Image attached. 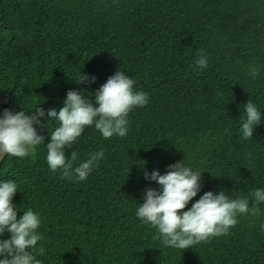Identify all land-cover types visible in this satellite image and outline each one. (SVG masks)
Instances as JSON below:
<instances>
[{"label":"trees","instance_id":"16d2710c","mask_svg":"<svg viewBox=\"0 0 264 264\" xmlns=\"http://www.w3.org/2000/svg\"><path fill=\"white\" fill-rule=\"evenodd\" d=\"M11 125L0 264H264V0H0Z\"/></svg>","mask_w":264,"mask_h":264},{"label":"flooded vegetation","instance_id":"af4514ba","mask_svg":"<svg viewBox=\"0 0 264 264\" xmlns=\"http://www.w3.org/2000/svg\"><path fill=\"white\" fill-rule=\"evenodd\" d=\"M16 121L15 119L12 120V125L15 126ZM12 125L7 127L5 130L0 131V134L2 135V137L6 140L7 139V135L8 133L12 130Z\"/></svg>","mask_w":264,"mask_h":264},{"label":"rangeland","instance_id":"374dc122","mask_svg":"<svg viewBox=\"0 0 264 264\" xmlns=\"http://www.w3.org/2000/svg\"><path fill=\"white\" fill-rule=\"evenodd\" d=\"M4 142H5V139L2 137V135L0 134V146L2 147V149H3V147H4Z\"/></svg>","mask_w":264,"mask_h":264},{"label":"water","instance_id":"95a60500","mask_svg":"<svg viewBox=\"0 0 264 264\" xmlns=\"http://www.w3.org/2000/svg\"><path fill=\"white\" fill-rule=\"evenodd\" d=\"M13 119H14V118H13ZM13 119H12V120H13ZM20 123H23V122H22V121H20Z\"/></svg>","mask_w":264,"mask_h":264}]
</instances>
